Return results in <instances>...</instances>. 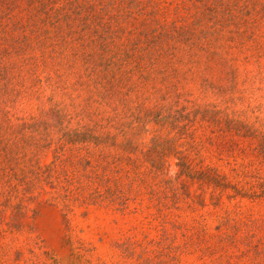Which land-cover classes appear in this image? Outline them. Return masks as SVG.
<instances>
[{"label": "rangeland", "instance_id": "rangeland-1", "mask_svg": "<svg viewBox=\"0 0 264 264\" xmlns=\"http://www.w3.org/2000/svg\"><path fill=\"white\" fill-rule=\"evenodd\" d=\"M251 14L255 28L213 33L212 71L160 100L164 122L133 121L135 74L106 104L59 96L61 121L48 90L0 102V264H264V11ZM74 130L93 135L63 141Z\"/></svg>", "mask_w": 264, "mask_h": 264}, {"label": "trees", "instance_id": "trees-1", "mask_svg": "<svg viewBox=\"0 0 264 264\" xmlns=\"http://www.w3.org/2000/svg\"><path fill=\"white\" fill-rule=\"evenodd\" d=\"M260 10L264 0H0V102L41 88L49 91L48 101L87 91L96 97L87 105L106 104L135 74L127 89L135 90L141 111L133 121L144 123L145 112L163 107L160 100L212 71L213 33L230 24L255 28L260 20L242 15ZM120 99L132 111L129 99ZM53 104L61 121L68 113L65 100ZM158 115L153 120L166 121ZM177 119L170 115L173 128ZM62 134L66 142L93 135ZM219 178L212 176L216 184H227Z\"/></svg>", "mask_w": 264, "mask_h": 264}]
</instances>
